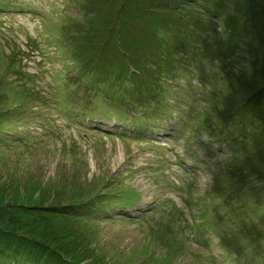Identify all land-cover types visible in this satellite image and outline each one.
<instances>
[{
  "label": "rangeland",
  "instance_id": "1",
  "mask_svg": "<svg viewBox=\"0 0 264 264\" xmlns=\"http://www.w3.org/2000/svg\"><path fill=\"white\" fill-rule=\"evenodd\" d=\"M0 264H264V0H0Z\"/></svg>",
  "mask_w": 264,
  "mask_h": 264
},
{
  "label": "trees",
  "instance_id": "2",
  "mask_svg": "<svg viewBox=\"0 0 264 264\" xmlns=\"http://www.w3.org/2000/svg\"><path fill=\"white\" fill-rule=\"evenodd\" d=\"M126 3H127V0H124V4H126ZM131 3L132 2H130L129 5ZM129 11H130L129 9L128 10H125V8L123 9L122 15L124 16V20L126 19V16H128ZM194 48H195V46L189 45L190 52H192L194 50ZM176 68H177L176 66L173 67V69H176ZM43 225H45V224H43L42 222L34 221V222H32L31 230H28L30 228V226L28 228H25V226H23L22 229H26L28 231H31L33 234L40 235V233H42V227H43Z\"/></svg>",
  "mask_w": 264,
  "mask_h": 264
}]
</instances>
